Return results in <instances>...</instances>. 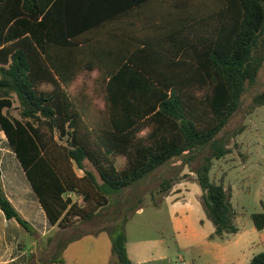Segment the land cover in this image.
Returning <instances> with one entry per match:
<instances>
[{"label": "trees", "instance_id": "obj_1", "mask_svg": "<svg viewBox=\"0 0 264 264\" xmlns=\"http://www.w3.org/2000/svg\"><path fill=\"white\" fill-rule=\"evenodd\" d=\"M101 17L118 21L102 26V73L95 48ZM262 61L264 0H0V128L59 227L92 217L108 194L173 157L186 163L206 145L191 170L213 227L207 236L221 239L237 230L235 211L208 168L229 151L217 133ZM12 93L17 117L2 110ZM252 101L264 104V89ZM116 156L123 157L119 167ZM170 182L161 179L159 189ZM0 210L30 230L1 180ZM126 218L108 227L117 264H132ZM250 218L264 227V204ZM66 242L58 239L52 260H62ZM245 264H264V249Z\"/></svg>", "mask_w": 264, "mask_h": 264}, {"label": "rangeland", "instance_id": "obj_2", "mask_svg": "<svg viewBox=\"0 0 264 264\" xmlns=\"http://www.w3.org/2000/svg\"><path fill=\"white\" fill-rule=\"evenodd\" d=\"M264 89V61L252 81H245L237 108L217 135L226 140L229 151L212 157L208 177L221 180L235 211L234 224L242 239L233 242V233L222 239L209 238L212 223L199 202L200 187L191 168L202 160L207 146L195 150L186 163L173 157L131 184L108 194V201L88 219L73 217L59 227L58 237L67 240L60 251L61 261L52 260L57 249L35 251L40 264H117L110 251L108 227L126 215L123 223L126 252L132 264H235L250 250L264 249L263 232L256 229L250 213L264 204V104H254L253 95ZM13 104L17 103L12 94ZM17 110L9 108V112ZM114 162L120 166V157ZM86 168L97 176L94 167ZM76 172L81 170L76 168ZM171 182L160 190L159 182ZM182 178L185 184H174ZM189 179V180H188ZM182 180V181H183ZM185 185V188H184ZM71 197L80 201V196ZM255 240L251 242L250 240ZM34 257H32V260Z\"/></svg>", "mask_w": 264, "mask_h": 264}, {"label": "crops", "instance_id": "obj_3", "mask_svg": "<svg viewBox=\"0 0 264 264\" xmlns=\"http://www.w3.org/2000/svg\"><path fill=\"white\" fill-rule=\"evenodd\" d=\"M165 6H167V8L172 7L170 3H167ZM115 22L118 23L117 19L102 20L101 17V20L98 23L99 34L97 42H95V48L97 49L98 72L101 73L102 45L105 46L104 37L102 35V26L106 24H115ZM96 72V68L89 71L90 75H95ZM90 84L93 85L94 82L90 81ZM12 94L14 95V93ZM95 103L98 107L102 106L101 99H96ZM13 107L17 111L14 113L9 112V108ZM2 110L17 117L18 103L13 104L12 100L11 106L7 109L3 108ZM120 160L122 163L123 157H120ZM190 179H194V175ZM0 180L6 196L30 225V230H26L22 228L13 218H6L0 210V264H40L37 262L36 256H34L35 251H50L57 247L59 239V226L54 223L51 224L48 221L44 210L42 209L28 179L24 174V171L7 144L5 135L1 128ZM182 180V178L175 180L174 184H185L186 180ZM67 194L71 195L70 192H67ZM259 230L263 232L262 237L264 238V227ZM237 232L238 227L236 231L231 232L234 236L236 234L233 238V242L243 238L241 235H237ZM250 241L254 242L255 240L251 239ZM254 252L255 251L250 250L247 254L241 255L235 264H245ZM32 257H34L33 260Z\"/></svg>", "mask_w": 264, "mask_h": 264}]
</instances>
